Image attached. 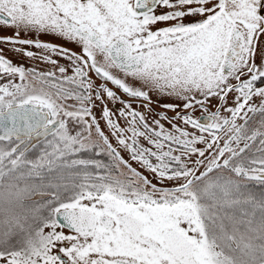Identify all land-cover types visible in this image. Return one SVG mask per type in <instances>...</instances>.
<instances>
[{
  "label": "snow or ice",
  "instance_id": "1",
  "mask_svg": "<svg viewBox=\"0 0 264 264\" xmlns=\"http://www.w3.org/2000/svg\"><path fill=\"white\" fill-rule=\"evenodd\" d=\"M0 264H264V0H0Z\"/></svg>",
  "mask_w": 264,
  "mask_h": 264
},
{
  "label": "flooded vegetation",
  "instance_id": "2",
  "mask_svg": "<svg viewBox=\"0 0 264 264\" xmlns=\"http://www.w3.org/2000/svg\"><path fill=\"white\" fill-rule=\"evenodd\" d=\"M170 115L172 114V113H169ZM196 115H199V113H196ZM133 166H135V165H133Z\"/></svg>",
  "mask_w": 264,
  "mask_h": 264
}]
</instances>
